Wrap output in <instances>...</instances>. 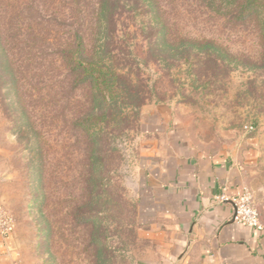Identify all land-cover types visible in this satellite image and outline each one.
Here are the masks:
<instances>
[{"label":"rangeland","instance_id":"374dc122","mask_svg":"<svg viewBox=\"0 0 264 264\" xmlns=\"http://www.w3.org/2000/svg\"><path fill=\"white\" fill-rule=\"evenodd\" d=\"M258 1L259 13L245 20L234 19L223 0H217V12L198 0L161 1L174 32L214 40L220 51L237 57L239 63L232 60L221 79L212 77L211 65L179 59L166 65L146 58L143 16L125 11L119 17L117 37L131 51L148 93L135 127L112 144L117 156L95 175L97 193L88 184L80 136L69 135L63 123V98L57 126H43L41 154H36L16 134L3 104L13 93L6 96L0 83V207L20 242L18 264H138L156 249L155 236L139 219L136 195L146 143L140 133L142 109L170 105L197 141L241 137L245 124L264 141V0ZM62 7L56 0L43 13H65ZM82 202L81 214L74 208Z\"/></svg>","mask_w":264,"mask_h":264},{"label":"trees","instance_id":"16d2710c","mask_svg":"<svg viewBox=\"0 0 264 264\" xmlns=\"http://www.w3.org/2000/svg\"><path fill=\"white\" fill-rule=\"evenodd\" d=\"M54 1L0 0V83L6 96L13 93L3 104L25 148L41 154V129L57 126L63 98V123L69 135L80 136L88 184L97 193L95 175L117 156L112 144L135 127L148 93L131 51L117 37L125 11L143 16L140 31L148 59L211 65L212 77L219 79L232 60L239 61L214 40L174 32L162 0H61L65 13H43ZM198 1L217 12V0ZM223 1L236 20L253 17L261 5L258 0ZM83 205L74 211L82 214Z\"/></svg>","mask_w":264,"mask_h":264},{"label":"crops","instance_id":"0c3cea01","mask_svg":"<svg viewBox=\"0 0 264 264\" xmlns=\"http://www.w3.org/2000/svg\"><path fill=\"white\" fill-rule=\"evenodd\" d=\"M138 214L156 249L138 264H264V230L231 220L230 200L249 189L264 215V141L241 132L222 142L193 139L170 105L142 109ZM14 230L0 235V264H18Z\"/></svg>","mask_w":264,"mask_h":264},{"label":"built area","instance_id":"2783aa9c","mask_svg":"<svg viewBox=\"0 0 264 264\" xmlns=\"http://www.w3.org/2000/svg\"><path fill=\"white\" fill-rule=\"evenodd\" d=\"M254 129L252 124L243 125V131L252 132ZM214 200L218 203L230 200L232 203L231 220L235 223L246 225L252 229L264 230V215H261L254 201L252 192L244 189L243 192L235 197L228 199L223 193L214 196ZM11 219L6 218L0 207V235H7L11 231Z\"/></svg>","mask_w":264,"mask_h":264}]
</instances>
